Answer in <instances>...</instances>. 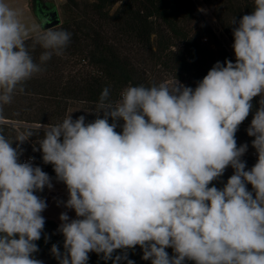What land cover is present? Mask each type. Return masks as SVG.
<instances>
[{"label":"clouds","instance_id":"clouds-1","mask_svg":"<svg viewBox=\"0 0 264 264\" xmlns=\"http://www.w3.org/2000/svg\"><path fill=\"white\" fill-rule=\"evenodd\" d=\"M21 17L0 0V112L54 55H64L72 38L64 29H43V19L27 24ZM230 24L238 25L235 62L217 61L195 88L176 79L129 83L112 100L105 87L95 110L86 111L96 114L93 121L70 114L41 124L33 151L53 166L68 193L58 204L76 216H59L63 252L57 244L50 249L59 264H88L92 252L118 264L137 246L151 264H264V0H253L252 12ZM257 96L246 129L257 161L248 169V144L238 145L236 133ZM33 135L0 133V264H43L34 254L47 203L36 193L53 183L34 158L20 160V146ZM228 167L233 174L216 187ZM117 250L124 255L113 259Z\"/></svg>","mask_w":264,"mask_h":264},{"label":"trees","instance_id":"trees-1","mask_svg":"<svg viewBox=\"0 0 264 264\" xmlns=\"http://www.w3.org/2000/svg\"><path fill=\"white\" fill-rule=\"evenodd\" d=\"M222 1L218 13H214L224 32L234 42L232 29L238 25H232L230 21L234 16L239 21L243 15L251 13L253 0ZM49 3L57 11L54 3ZM31 8L40 21L36 9L32 5ZM63 13V21L55 28L72 33L64 55H54L43 66L44 71L28 81L25 91L16 94L12 103L4 106L0 112V133L9 139H14L18 130L30 129L34 133L21 148L27 145V149H38L37 141L43 136L41 124L62 122L76 102L96 105L105 87H110L111 99L115 100L129 83L133 86L154 84L147 73L137 69L125 54L134 48L143 50L151 61L161 65L176 80L183 81L184 75L191 73L193 84L189 87L192 88L217 61H233L225 50L207 51L200 44L204 32L192 33L190 24H196L200 19V12L192 0H65ZM177 43H181L184 49L174 50ZM28 44L31 48V39ZM217 45L220 46L219 43ZM42 51L37 46L32 52L37 62ZM68 68L74 69L70 75ZM259 100V96L253 99V110L236 133L238 145L248 144V151L242 157L248 169L257 160L249 156L255 151L251 146L254 137H249L246 129L259 107ZM15 146L16 142L13 143ZM34 155L35 166L56 179L53 166L43 163L42 153L35 151ZM227 179L220 177L213 184L222 188ZM36 194L41 198L44 195L43 192ZM58 227L55 221L45 220L44 233L36 242L39 251L34 254L43 264H59L50 251L51 246L57 244L63 252L64 237L57 231ZM45 236L49 237L47 242ZM137 248L139 246L126 251L127 259ZM122 255L124 253L117 250L113 253V259ZM127 259L119 260L118 264H125ZM88 264H113V260L105 261L92 252L89 253Z\"/></svg>","mask_w":264,"mask_h":264},{"label":"rangeland","instance_id":"rangeland-1","mask_svg":"<svg viewBox=\"0 0 264 264\" xmlns=\"http://www.w3.org/2000/svg\"><path fill=\"white\" fill-rule=\"evenodd\" d=\"M31 1V0H30ZM51 1V0H48ZM92 1V0H87ZM197 7V9L200 12V19L196 24L192 23L190 24V28L192 29V33H201L204 32L202 38L200 39V44L204 46L207 51L209 52H215L219 51L220 49L225 50L228 55L233 59L235 62V55L232 48L233 41L228 37V35L224 32L223 28L221 27L220 23L218 22L215 11L218 13V10L220 8V5L222 4V0H192ZM63 3L55 4V7L58 11L59 17L61 19V22L64 18L63 13V6L65 4V0H62ZM213 2V3H212ZM31 7V2H30ZM117 8V5L111 10L113 13L115 9ZM32 9V8H31ZM187 22H183V24H186ZM219 43L220 46L217 44ZM178 45L174 48V50L181 49L183 50V45L181 43H177ZM125 54L132 59V62L134 63V66L137 69H142L145 71L148 75V77L153 81L155 84H159L161 82L171 84L175 79L172 77V74L167 73L164 68L161 65L155 64V62L151 61V59L143 52V50H140L139 48H134V50H130L129 52H125ZM148 64V65H146ZM74 69L68 68L69 75L72 74ZM191 73H187L184 75L185 80H177L180 83H182L185 86H191L193 83V75H190ZM260 98V96H259ZM7 105H5L6 107ZM95 106L93 104H85L76 102L74 103L73 107L70 108L68 115L71 114L73 119H76L77 117L84 115L86 117V122H91L94 119H96V114L94 112H86V111H93L95 110ZM102 117V113H101ZM111 123V119L109 120ZM123 123L122 121L120 122ZM13 126H17L16 124H13ZM40 126V125H38ZM117 131H121V128L118 127L116 129ZM29 146V145H28ZM24 148V149H23ZM23 154L24 156H35L32 147H28L27 145L23 146ZM23 157V156H22ZM251 168V167H250ZM233 169L231 167H228L226 171L223 174V178H229L233 174ZM53 188L50 190L47 187H45L44 191L46 192V195L44 199L47 203V208L44 211V214L42 215L49 216L52 215L53 217H56V219H59V216L62 212H67L69 217L72 219H75V212L74 210L66 209L63 206V203L59 202H65L68 199V193L66 186H62L61 184L56 181H52ZM248 189L252 188V186L249 184L247 185ZM46 220V219H45ZM50 220V219H47ZM58 224V223H57ZM59 225V224H58ZM166 251L169 253L170 256L173 255V250L171 248L166 249ZM143 251L139 247L135 250V253L131 255L125 262V264H128V260H131L134 262V264H151L150 260H143ZM192 261H187L186 264H193Z\"/></svg>","mask_w":264,"mask_h":264},{"label":"crops","instance_id":"crops-1","mask_svg":"<svg viewBox=\"0 0 264 264\" xmlns=\"http://www.w3.org/2000/svg\"><path fill=\"white\" fill-rule=\"evenodd\" d=\"M53 3L60 4L63 3L62 0H51ZM7 3H9L11 6L18 8L21 12H22V20L23 22L27 23V24H32V23H37L39 24L40 21L35 17V15L32 12V9L30 7V0H6ZM58 12V11H57ZM44 29V27H43ZM52 181H57L56 179H52ZM58 182V181H57ZM60 185V184H58ZM63 186V185H62ZM43 199L46 195V192L43 191ZM44 214V212H43ZM45 219H50L55 221L56 223H58L60 225L61 221L59 219H56V217H53L52 215L49 216H45Z\"/></svg>","mask_w":264,"mask_h":264},{"label":"flooded vegetation","instance_id":"flooded-vegetation-1","mask_svg":"<svg viewBox=\"0 0 264 264\" xmlns=\"http://www.w3.org/2000/svg\"><path fill=\"white\" fill-rule=\"evenodd\" d=\"M31 5L36 11L40 12V21L44 20V15L53 11V8L48 0H31Z\"/></svg>","mask_w":264,"mask_h":264},{"label":"water","instance_id":"water-1","mask_svg":"<svg viewBox=\"0 0 264 264\" xmlns=\"http://www.w3.org/2000/svg\"><path fill=\"white\" fill-rule=\"evenodd\" d=\"M39 11L37 12V14H38V17L40 19V12ZM44 20L47 21V23H45L43 25L44 29L55 28V27H57V26H59L61 24V19L59 17V14L55 10H53L50 13L44 15Z\"/></svg>","mask_w":264,"mask_h":264},{"label":"built area","instance_id":"built-area-1","mask_svg":"<svg viewBox=\"0 0 264 264\" xmlns=\"http://www.w3.org/2000/svg\"><path fill=\"white\" fill-rule=\"evenodd\" d=\"M249 156H250L251 158L257 160V154H256L255 151L251 152V153L249 154ZM30 158H34V157H32V156H23L20 160H21V162H27V161L30 160ZM31 162H32L33 165L35 166V159H32ZM58 183L61 184V185H63V186H65L62 182H58Z\"/></svg>","mask_w":264,"mask_h":264}]
</instances>
